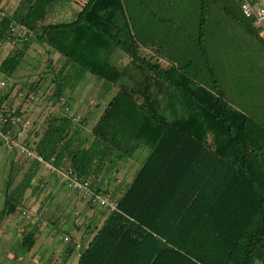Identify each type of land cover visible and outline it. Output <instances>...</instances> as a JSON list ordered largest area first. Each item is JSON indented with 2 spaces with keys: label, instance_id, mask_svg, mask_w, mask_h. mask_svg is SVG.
I'll use <instances>...</instances> for the list:
<instances>
[{
  "label": "trees",
  "instance_id": "1",
  "mask_svg": "<svg viewBox=\"0 0 264 264\" xmlns=\"http://www.w3.org/2000/svg\"><path fill=\"white\" fill-rule=\"evenodd\" d=\"M62 1L18 0L10 11L0 9L4 79L14 76L33 41L64 57L56 71L49 60L53 67L25 82L16 106L0 92V103L14 109L5 114L2 132L13 133L28 118L22 105L34 101L31 93H44L42 85L49 84L46 99L59 103L74 79L89 73L103 82V93L116 89L91 140L84 144L81 116L63 103L62 114H51L40 132L32 121L28 145L45 160L71 167L100 194L109 193L97 186L107 162L148 148L121 194H109L115 209L99 205L93 225L86 223L90 237L75 264H253L256 258L264 264V93L241 74L236 95L224 87L226 70L243 57L235 51L242 45L236 31L246 34L247 46L264 62V42L252 19L237 0L187 3L177 27L160 19L157 0H132L145 6L139 16L130 0H80L74 19L56 22L54 5ZM114 50L122 57H113ZM0 145L7 161L0 221L8 215L22 220L29 217L22 214L25 194L41 191L38 174L45 168L36 160L17 165L16 152L1 139ZM59 219L49 218L56 231ZM38 226V218L30 219L21 230L25 254ZM71 232L60 264H69L75 248Z\"/></svg>",
  "mask_w": 264,
  "mask_h": 264
},
{
  "label": "rangeland",
  "instance_id": "2",
  "mask_svg": "<svg viewBox=\"0 0 264 264\" xmlns=\"http://www.w3.org/2000/svg\"><path fill=\"white\" fill-rule=\"evenodd\" d=\"M158 2V12L160 19L166 18L172 20V24L177 27L180 25L179 16L183 12L182 7H184L187 3L192 2L194 5L198 4V0H157ZM0 5L3 6V10L10 11L13 9L14 2L8 0L7 2L4 0H0ZM164 21V20H163ZM240 30L239 28H236ZM241 31V30H240ZM236 31L237 40L241 42V47L238 46L235 49L236 52H239L243 57H241V61L234 63V66L230 64L228 67L231 72H227L226 76L229 81L224 85V87L229 88L230 92L234 95L237 94L239 88V78L238 74L243 75L244 82L251 79L252 81H256L259 87V91L264 93V62L261 59V56H257L254 53V48L251 45L248 47V43L244 41L246 38V34L242 31ZM243 37V38H242ZM242 38V41L240 40ZM253 46L255 48H260L259 46H255V41L251 40ZM262 48V47H261ZM250 49V50H249ZM7 50V47L3 48L2 53ZM264 55V49L260 50ZM257 56V57H256ZM25 59V58H24ZM31 61V60H30ZM29 61V62H30ZM28 60H24L20 66L16 69L15 77H10L9 79H4L3 76L0 75V92L9 94V97L12 99V104L17 105L21 102V97L24 95V84L25 82L31 78L33 79L34 75H29L33 70H30V64ZM27 77H26V76ZM93 77L92 75H89ZM87 76V77H88ZM95 78V77H94ZM246 79V80H245ZM3 82V84L1 83ZM49 85L47 83L44 86ZM43 86V87H44ZM42 87V89H43ZM46 90H49V87H46ZM245 92V91H244ZM45 93L43 96H38L39 93H31L34 98L38 97L41 100L37 103L33 101V105L31 107L28 103H23L22 109L26 107L28 110V118L30 122V126H32V121H35L34 126L42 129L46 123V119H48L51 114H62V108L59 107L58 103L51 104L49 101L45 100ZM249 93H243V100L247 102L250 101V98H247ZM43 97V98H41ZM259 98V97H253ZM251 102V101H250ZM249 103V102H248ZM29 126V127H30ZM146 155L145 152L142 153V156ZM142 156H138L137 161L135 163L136 171L139 168ZM29 160H24L22 158H18L17 165H21L22 162H26ZM7 162V161H6ZM5 162V154L3 153L2 146L0 145V204L2 198V181L7 173V163ZM46 171V170H45ZM47 172V173H46ZM44 177L47 178V186H41V191L39 193H34L31 190H28L25 194V206L22 207L26 213L29 214V217H24L22 220H19L18 216H4L0 221V264H60L63 260V253L61 250L64 249L66 242L61 238L63 234L66 232L73 233V237L79 240L75 242L83 245L87 238L88 234L85 233L86 223L89 221L91 225H93L96 216L94 215V206L88 205L89 202L86 198H82L75 190L69 189H61L62 184L59 180L54 181L55 175L46 171ZM133 176V175H132ZM131 176V178H132ZM17 178V177H16ZM131 178L126 182L125 187L130 182ZM50 186V189H48ZM123 189V190H124ZM48 191L51 192L49 195ZM58 195V196H57ZM56 196V197H55ZM65 197V198H64ZM1 206V205H0ZM59 212L64 216H60L59 221L57 220L56 227H58L55 233L53 232L49 238L48 235L42 230L40 232L41 239L47 237V244H43V247L39 249V245L42 243L41 241L36 240L34 244V248L31 252L25 254L20 249V241H21V230L25 228V225L28 223L30 219L34 220L38 218L39 226H47V230L51 228L48 227L51 225L49 218ZM23 214V212H22ZM66 215V216H65ZM78 226V227H77ZM43 229V228H42ZM38 234V233H37ZM36 234V236H37ZM86 234L85 236H82ZM9 238V240L7 239ZM60 237V238H59ZM71 237V236H70ZM38 238V236H37ZM7 239V240H6ZM39 243V244H38ZM63 243V244H62ZM46 246V247H45ZM60 246V247H59ZM55 249V250H54ZM53 250V251H52ZM44 257H40L44 252ZM79 251V248H74V251L70 254L68 258L69 264L76 263V254ZM48 257V259H47ZM47 259V260H46ZM253 264H263L261 258H256Z\"/></svg>",
  "mask_w": 264,
  "mask_h": 264
},
{
  "label": "crops",
  "instance_id": "3",
  "mask_svg": "<svg viewBox=\"0 0 264 264\" xmlns=\"http://www.w3.org/2000/svg\"><path fill=\"white\" fill-rule=\"evenodd\" d=\"M4 1L7 2L8 0H4ZM10 1L14 2V6H12L14 8L16 6L18 0H10ZM82 3L83 2H81L80 0H63L62 3H60L58 5L55 4L54 6L56 9V11H55L56 22L70 21V20L74 19L76 14L81 10ZM128 3H129V6L131 8H133V10L136 11L138 16L141 15V12H142V10H144L145 6L138 4L137 2L132 1V0H130ZM146 6H149L148 3ZM0 9H3L2 5H0ZM112 56L115 58H119V57H122V53L118 50H114ZM125 58L126 57H123V62L126 61ZM24 60H28V62L31 60L30 61L31 62L30 70H33V71L29 75H34V77H36L35 76L36 74L38 76L40 75L39 73L42 72L44 66L53 67L49 63V60L54 65L53 68H55V71L57 69H59L61 64L63 63L64 57L62 55H60L58 52L50 51V53H47L45 51V49L41 46V44H39L37 41H33L31 46L27 50V53H26ZM47 61H48V63H47ZM16 72L17 71H15L14 73H16ZM52 74H53L52 69L50 68L48 76H50V78H52ZM88 74L89 73H86L85 75L78 77L77 79H74V80H76L75 83L73 84V86H69L68 88H66L64 95L60 98V102L58 103V104L66 103L65 105L69 106V109L72 110L75 113V115L81 116L82 120L80 122L81 123L80 132H81V134L85 135V137L87 138V142H85L84 144H87L91 140V138H92V136H91L92 127L95 125L96 121L98 120L99 116L101 115L102 111L104 110V107L107 104L108 100L111 99V97L113 96V94L116 91V89L112 88L109 92L103 93V90H105L103 82L98 80L94 75H92L93 77H90V76H88ZM89 75H91V74H89ZM14 77H15V74H14L13 78ZM43 86L44 85H42V87ZM42 87H40V88L42 89ZM43 90L47 93L45 86L43 87ZM45 92L44 93L41 92V94H39L38 96H43L45 94ZM31 96L34 97L33 95H31ZM41 98H43V97H41ZM44 99L47 100L46 97H44ZM40 100L41 99L38 97L34 98V101H36L37 103ZM30 105L32 107L33 103H31ZM32 129H34V130L38 129L39 132L41 130V129L35 127L34 125H33ZM35 139H36V136H35ZM143 152H145L147 154L148 148L145 146H143V147L140 146V147L135 148L132 152H129L130 153L129 156L117 158L115 160H114V158H112L110 162L106 163V167L104 169V172L100 175V177L97 181V186L101 187L102 189H108L109 193H102V194L107 195L108 197H109L110 193L112 195H116V196L121 194V192L124 189V186L126 185V182L131 178L132 175L134 176L136 171L139 169L138 168L136 171L133 172V170L136 168L135 163L137 161V158L139 155L142 156ZM145 156L146 155L142 156L143 159ZM143 159L141 160V163H142ZM139 167H140V165H139ZM45 172L46 171L41 170L38 174V176L42 177L41 186H44V185L47 186V184H46L47 178L44 177ZM56 180H58V179L54 178V181H56ZM34 184H35V182H34ZM61 184H62L61 189L68 190L63 183H61ZM48 187H49L48 189H50V186H48ZM93 191L95 193H97L96 190L93 189ZM75 192L79 193L78 191H75ZM48 193H49V195L51 194L50 191H48ZM100 193L101 192H99L97 194H100ZM79 195L82 198H86L88 202L91 201L92 204H94V209L95 208L96 209L93 211L94 212L93 218L95 216H98L100 209H101L98 202L95 200H92L89 196L84 197L82 194H79ZM23 213L24 214L26 213L25 210H23ZM56 215L60 217V216H64V213L61 214L59 212V214H58V212H57ZM48 227H50L51 229L47 230V226L46 227L38 226V228L35 230V239L38 241L42 240L41 241L42 243L39 245V249L43 247V244L44 245L47 244V240H46L47 237L41 239L40 232L43 230L45 232V234L48 235L50 238V236L53 235L52 233L53 232L55 233V231H56L53 228V226L49 225ZM36 234H37L38 238H37ZM85 235L86 234H83L82 236H85ZM65 236L69 237L68 232H66V234L62 235L61 242H62V240L64 241ZM7 239L9 240L8 237H7ZM76 240H79V239H77V238L72 239V241H76ZM86 242L83 245H85ZM72 245H73V242H72ZM65 246H66V244H65ZM64 249H65V247H64ZM64 249L61 250V253H60V254L63 253L62 257H64L67 254ZM73 251H74V249H73ZM45 253H46V251L40 257H44L43 255ZM47 259H48V257H47Z\"/></svg>",
  "mask_w": 264,
  "mask_h": 264
},
{
  "label": "built area",
  "instance_id": "4",
  "mask_svg": "<svg viewBox=\"0 0 264 264\" xmlns=\"http://www.w3.org/2000/svg\"><path fill=\"white\" fill-rule=\"evenodd\" d=\"M244 16L252 19L253 25L259 30V35L264 42V0H237ZM3 84V82H1ZM14 109L9 107L6 102L0 103V139L5 144L8 151H15L16 154L24 160H36L42 163L46 171H49L63 183L67 188L80 192L84 197L89 196L92 200L98 202L100 206L107 207L110 211L115 209V202L107 195L97 194L90 187L89 180H82L76 175L69 166H57L54 164V158L45 160L37 150L28 145L25 140V134L30 126L29 119L23 120L20 125L11 134H4L2 126L5 120V114ZM78 116H75L76 120ZM28 216V214H26ZM68 237H64V241H68ZM80 243L75 244V248H80ZM79 252H77V255Z\"/></svg>",
  "mask_w": 264,
  "mask_h": 264
}]
</instances>
